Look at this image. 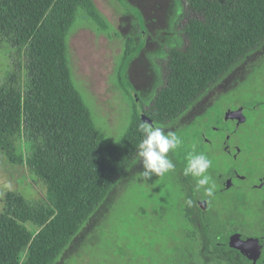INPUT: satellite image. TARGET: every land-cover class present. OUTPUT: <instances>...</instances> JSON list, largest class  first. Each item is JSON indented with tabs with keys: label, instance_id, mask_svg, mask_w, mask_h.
Listing matches in <instances>:
<instances>
[{
	"label": "trees",
	"instance_id": "trees-1",
	"mask_svg": "<svg viewBox=\"0 0 264 264\" xmlns=\"http://www.w3.org/2000/svg\"><path fill=\"white\" fill-rule=\"evenodd\" d=\"M186 2L190 16L181 29L186 42L165 49L164 76L147 112L162 125L178 118L264 44V0ZM80 14L102 29L108 27L94 0H0V49L8 50L11 62L0 80V154L27 166L46 188L36 201L17 190L6 193L0 211V264H55L137 157L143 122L139 112L134 110L120 139L104 143L74 82L68 37ZM137 43L128 39L124 60L135 53ZM196 136L203 141L201 131ZM191 180L182 178L179 241L165 235L155 249L167 255L162 246H177L180 264H230L234 257L242 264H257V244L244 242L257 239L250 232L238 236L240 225L230 223L222 227L230 225L229 233L240 230L235 234L240 241L219 239L216 224L201 215L204 208L196 204L199 193ZM30 223L36 230L28 228ZM122 239L104 241L101 253L118 241V249L127 255L129 239ZM144 263L155 264L148 256Z\"/></svg>",
	"mask_w": 264,
	"mask_h": 264
},
{
	"label": "rangeland",
	"instance_id": "rangeland-1",
	"mask_svg": "<svg viewBox=\"0 0 264 264\" xmlns=\"http://www.w3.org/2000/svg\"><path fill=\"white\" fill-rule=\"evenodd\" d=\"M94 2L108 21V27L102 29L80 14L70 29L68 51L74 82L91 110L99 139L110 143L125 133L134 110L139 111L140 101L153 98L156 87L161 85L162 67L155 58L160 55L161 43L174 41L180 46L185 44L180 33L181 25L177 22L179 17H183V21L187 17L188 6L186 0ZM145 23L149 28L148 44L137 43L138 54L130 61V57L124 60L128 38L132 37L136 42L137 28ZM10 70L8 50L0 49V80ZM257 92L264 95V44L236 63L178 118L164 125L150 124L163 128L165 132L173 131L182 139V145L168 154L176 166L175 171L159 177L153 174L146 181L141 176L143 166L138 163L137 155L55 264H145L147 256L155 264H180L175 252L177 246H162L161 250L167 254L162 255L160 249H155V244H161L165 235H170L175 242L180 239L176 229L184 223L179 214L185 195L182 187L185 158L193 148L198 153L199 147L212 161L208 172L217 187L213 197H206L201 191L196 199L207 200L208 205L201 215L216 224L217 237H229L230 225H240L239 229L246 233H264V183L258 176L259 173L264 176V109L260 106L264 105V98ZM221 94L214 106L206 111L208 104ZM136 96L140 98L135 99ZM252 99L260 105H254L253 111L247 110V122L241 125L237 134H233V138L238 136L240 139H233V143L242 142L247 148L237 165L249 169L250 176L237 179L235 185L227 187L221 184L226 174L220 176L226 170L227 158L213 157L212 146L204 140L201 142L196 133L204 126L214 133L218 130L216 121L222 108L250 106ZM195 116L200 117L191 125ZM254 153L259 158L252 155ZM189 184L194 186L195 181L192 179ZM11 190L21 192L32 201L42 199L46 193L44 184L27 166L13 164L0 154V211L6 193ZM224 223L230 225L222 227ZM28 228L36 230L31 223ZM121 237L122 240L129 239L125 246L129 250L127 255L122 252L124 248L119 250L121 243L118 241L111 245L109 251L101 253L104 241ZM244 242L248 246L257 244L253 240ZM229 260L230 264H242L238 257Z\"/></svg>",
	"mask_w": 264,
	"mask_h": 264
},
{
	"label": "flooded vegetation",
	"instance_id": "flooded-vegetation-1",
	"mask_svg": "<svg viewBox=\"0 0 264 264\" xmlns=\"http://www.w3.org/2000/svg\"><path fill=\"white\" fill-rule=\"evenodd\" d=\"M179 21L177 22V24L180 26V30L182 29V25L183 23L182 22H187L189 20V16H187L186 18H184V21H183V17H179ZM148 26L146 25V23L144 24L143 27H139L137 28L138 31V37L137 39L134 38V40L136 42H138V44H148L149 42V32H148ZM181 33V31H180ZM172 37V36H171ZM132 38V37H130ZM128 38V39H130ZM139 40V41H137ZM162 44V48H161V51H160V55H158L157 57V61L159 62V64H164V59H165V55H166V50L167 47L173 45V44H176V42H172V41H169V42H166V43H161ZM138 48L137 50L135 51L134 54L131 55L129 61L132 59L133 56H136L138 54ZM163 73H162V77H163ZM224 76V75H223ZM222 76V77H223ZM221 77V78H222ZM220 80V79H219ZM216 83V82H215ZM214 83V84H215ZM131 87H133V84L129 83ZM212 84V85H214ZM211 85V86H212ZM210 86V87H211ZM210 87L201 95V96H204L206 94V92L210 89ZM135 89V87H133ZM157 91V87L155 89V92ZM134 93H137V91L135 90ZM258 95L262 96L264 98V95H261L259 92H257ZM225 94V92L223 93V95ZM222 96L219 95L217 98H215L213 101H211L208 106H207V110L211 107V106H214V104L216 103V101ZM137 99L140 98L138 96H136ZM139 114L141 116L142 113H146L147 115H149L147 112H150V109L153 105V98H150V99H143L140 101V104H139ZM254 105H260L259 102H255L253 101V99L251 100V104L250 106H235V107H231V108H222V110H220V115H219V119L216 121L217 125H218V130L215 131L217 133H212V132H209V129L207 127L204 126V128L201 130L202 132V138L203 140L208 144V145H211L212 146V150L214 151L213 153V157H219V156H223L225 158H227L226 160H228V163L225 164L226 166V170L222 171L221 175L220 176H223L225 175L224 179L221 180V184L224 185V186H227V187H230L231 185H235L236 182H237V179H247L249 176H250V170L247 169L246 167H240L238 164V159L239 157H241L242 154H245L247 152V148L246 146L241 142V143H237V141H240L239 137H235L233 138V134H237L238 130L240 129L241 125L246 123L247 120H248V112L247 110L250 109V110H254L253 109V106ZM194 106V104L192 105ZM191 106V107H192ZM263 109H264V105H260ZM190 107V108H191ZM239 109L242 110V112L244 113V119H237L238 118V114L236 113ZM189 110V109H187ZM230 112V114L228 115L227 113ZM150 116V115H149ZM221 116V117H220ZM197 117H200V116H197ZM196 116L193 118V121L196 120L197 118ZM192 121V122H193ZM144 122V121H143ZM168 123V122H167ZM149 124H155V122L153 121V123H149ZM157 124V123H156ZM162 125V124H161ZM209 132V133H208ZM217 138L220 139H223L222 141H217ZM233 139H236V143H233L235 141H233ZM216 143L219 144V146H216ZM254 155L255 157L259 158V155L257 153H254L252 154ZM259 178H260V181L262 183H264V176L259 173ZM228 182V184H226ZM202 200H205V206L204 207H201L200 205V201ZM196 204L198 206H200L201 208H206L208 203H207V200L205 198H202V199H196ZM240 230L238 229H235L233 231H231V233H229V237H232V238H237V235H232V233H236L239 232ZM242 233H239L238 236H241V237H244L243 234H246V232H243L242 230L240 231ZM248 235L252 236V237H255L257 239V252H253L254 254H256V258H255V263H258V259L259 257H262L263 256V251H264V233H249ZM234 244H237V241H234Z\"/></svg>",
	"mask_w": 264,
	"mask_h": 264
},
{
	"label": "clouds",
	"instance_id": "clouds-1",
	"mask_svg": "<svg viewBox=\"0 0 264 264\" xmlns=\"http://www.w3.org/2000/svg\"><path fill=\"white\" fill-rule=\"evenodd\" d=\"M139 131L142 134V140L138 146L137 155L138 163L143 166L142 178L147 181L153 174L159 177L174 172L176 166L168 154L182 145V139L175 132H165L163 128L152 126L148 122H141ZM185 159L183 175L192 177L197 192L202 191L204 196L213 197L217 184L208 172L212 166L208 155L197 153L193 148ZM192 203V200L187 201L189 206Z\"/></svg>",
	"mask_w": 264,
	"mask_h": 264
},
{
	"label": "water",
	"instance_id": "water-1",
	"mask_svg": "<svg viewBox=\"0 0 264 264\" xmlns=\"http://www.w3.org/2000/svg\"><path fill=\"white\" fill-rule=\"evenodd\" d=\"M236 113L238 114V118H237L238 120L239 119L241 120V119L245 118L244 117L245 115H244V113L242 112L241 109H239ZM227 114L229 115L230 112H228ZM141 118H142V120L144 122L153 123V119L149 115H147L146 113H142L141 114ZM226 184H228V182ZM199 203H200L201 207L205 206V200H202ZM235 234H236L235 232L232 233V235H235ZM224 244H227V242H224ZM257 262H258L257 264H264V251H263V256L260 257Z\"/></svg>",
	"mask_w": 264,
	"mask_h": 264
}]
</instances>
